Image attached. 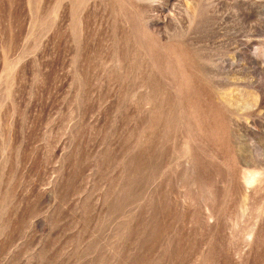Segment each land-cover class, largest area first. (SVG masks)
<instances>
[{"label": "rangeland", "instance_id": "obj_1", "mask_svg": "<svg viewBox=\"0 0 264 264\" xmlns=\"http://www.w3.org/2000/svg\"><path fill=\"white\" fill-rule=\"evenodd\" d=\"M0 264H264V0H0Z\"/></svg>", "mask_w": 264, "mask_h": 264}]
</instances>
